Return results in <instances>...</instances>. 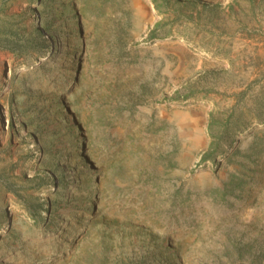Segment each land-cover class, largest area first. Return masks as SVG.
<instances>
[{
    "label": "rangeland",
    "instance_id": "obj_1",
    "mask_svg": "<svg viewBox=\"0 0 264 264\" xmlns=\"http://www.w3.org/2000/svg\"><path fill=\"white\" fill-rule=\"evenodd\" d=\"M0 264H264V0H0Z\"/></svg>",
    "mask_w": 264,
    "mask_h": 264
},
{
    "label": "bare ground",
    "instance_id": "obj_2",
    "mask_svg": "<svg viewBox=\"0 0 264 264\" xmlns=\"http://www.w3.org/2000/svg\"><path fill=\"white\" fill-rule=\"evenodd\" d=\"M10 77H12V73H11Z\"/></svg>",
    "mask_w": 264,
    "mask_h": 264
}]
</instances>
